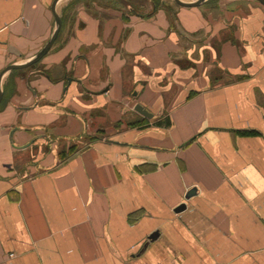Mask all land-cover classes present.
Instances as JSON below:
<instances>
[{"label":"crops","instance_id":"1","mask_svg":"<svg viewBox=\"0 0 264 264\" xmlns=\"http://www.w3.org/2000/svg\"><path fill=\"white\" fill-rule=\"evenodd\" d=\"M53 1L0 0V71ZM173 7L57 0L2 76L0 264H264V6Z\"/></svg>","mask_w":264,"mask_h":264},{"label":"water","instance_id":"2","mask_svg":"<svg viewBox=\"0 0 264 264\" xmlns=\"http://www.w3.org/2000/svg\"><path fill=\"white\" fill-rule=\"evenodd\" d=\"M57 0H54L51 6V10L53 12V17H54V29L50 35V37L48 38V40L45 42V44L40 48V50L34 55L32 56L29 60H27L26 62L23 63H19V64H8L7 66H5V68H3L0 71V81L2 76L13 69H20V68H24L27 66H30L31 64L39 61L51 48V46L53 45L59 30L61 28V18L59 16V14L55 11V3ZM177 5L180 6H184V7H192V6H198L201 3H203L205 0H192V1H185V0H173ZM260 4H262L264 6V0H257ZM2 98V91L0 89V100ZM134 109L139 112L141 115L151 118L153 116V113H151L147 108H145L144 106H142L141 104L137 103L134 106ZM195 188H190L186 194H185V198H189L191 195L195 194ZM185 208V204H180L179 206H177L174 211L175 212H180ZM153 236L151 235L150 238H152Z\"/></svg>","mask_w":264,"mask_h":264},{"label":"rangeland","instance_id":"3","mask_svg":"<svg viewBox=\"0 0 264 264\" xmlns=\"http://www.w3.org/2000/svg\"><path fill=\"white\" fill-rule=\"evenodd\" d=\"M94 1L97 2L99 5L106 6V7H109V8L121 9L123 11L126 8L127 12H130L132 14L141 13V10H145V9L149 10V9H151L150 4L149 5L144 4V6H142V7L140 6V4H142L143 0H130V1L133 2L134 5H136V6H134V8H131L129 6H125L124 3L120 2L121 0H94ZM152 1H154V0H152ZM138 3H140V4H138ZM175 5L176 4H175V2L173 0H159L158 8L163 9L166 13H167V11H169V13H172V11H174V7L173 6H175ZM138 6H140V7H138ZM153 6H154V4H153ZM181 60H183V59H181ZM86 139H87L86 141H90L92 138H91V136L90 137L87 136Z\"/></svg>","mask_w":264,"mask_h":264},{"label":"trees","instance_id":"4","mask_svg":"<svg viewBox=\"0 0 264 264\" xmlns=\"http://www.w3.org/2000/svg\"><path fill=\"white\" fill-rule=\"evenodd\" d=\"M120 2H122V3H124L125 4V6H129V7H131V8H134V5H133V3H132V1H130V0H121ZM154 2V6L152 7V9H151V11L150 12H148L149 14H152V13H154L157 9H158V4H159V0L157 1H153ZM158 3V4H157ZM161 4V3H160ZM176 4V3H175ZM133 6V7H132ZM164 6V5H163ZM148 14V15H149ZM167 14H168V16H169V19H170V25L171 26H173L174 25V21H175V13H174V11H172V13H169V11H167ZM167 121H168V119H167ZM166 123H168L169 124V121L168 122H166ZM71 152V148H69V150L66 152V153H70ZM61 157H64V153L63 152H61Z\"/></svg>","mask_w":264,"mask_h":264}]
</instances>
